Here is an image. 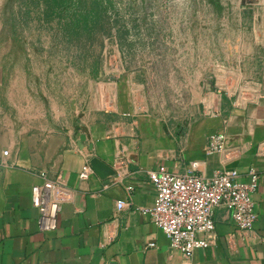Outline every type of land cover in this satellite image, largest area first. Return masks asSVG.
Returning <instances> with one entry per match:
<instances>
[{
    "label": "crops",
    "instance_id": "0c3cea01",
    "mask_svg": "<svg viewBox=\"0 0 264 264\" xmlns=\"http://www.w3.org/2000/svg\"><path fill=\"white\" fill-rule=\"evenodd\" d=\"M164 3L171 5L165 18L177 21L170 59L165 64L164 51L154 62L147 59L146 34L129 35L124 57L115 46L125 73L112 110L96 107L92 77L51 60L47 82L36 87L19 72L8 97L0 96V146L10 149L0 161V264H186L146 213L156 202L149 172L184 173L197 163V173L212 176L223 168L222 155L208 151L218 131L244 150L228 167L245 181L250 170L258 174L257 221L253 235H241L231 213L219 208L214 242L193 260L264 264V0ZM152 66L171 68V83L183 86L169 95L164 72L156 81L148 75ZM223 68L230 87L245 94L216 92L214 74ZM210 99L218 103L217 115L204 113ZM94 157L116 174L102 178L93 170L82 179ZM43 174L64 177L75 191L56 230L47 233L32 199ZM119 201L126 202L123 209Z\"/></svg>",
    "mask_w": 264,
    "mask_h": 264
},
{
    "label": "rangeland",
    "instance_id": "374dc122",
    "mask_svg": "<svg viewBox=\"0 0 264 264\" xmlns=\"http://www.w3.org/2000/svg\"><path fill=\"white\" fill-rule=\"evenodd\" d=\"M169 1V0H167ZM165 0H0V96L8 97L13 81L19 74L30 79L35 86L47 82V60L67 63L78 67L87 79L102 85L106 81L105 65L110 45L123 48L131 33L135 36L146 34L144 55L149 61H156L164 51L165 64L170 59L169 48L173 47L177 21L166 19L170 4ZM82 7L83 10L81 9ZM254 11L253 8L249 9ZM86 15L90 34L89 56L82 59L76 55L78 39L75 21L81 14ZM85 17V16H84ZM100 20L102 30L100 45L91 35ZM97 24V25H96ZM90 37V38H89ZM93 43V44H92ZM83 44V43H82ZM84 44L80 49H84ZM162 50V51H161ZM65 62V63H64ZM59 65V64H58ZM57 65V66H58ZM154 81L162 72V84L168 94L182 87L172 84L171 68L148 69ZM36 86V87H37ZM161 85L154 84L158 94Z\"/></svg>",
    "mask_w": 264,
    "mask_h": 264
},
{
    "label": "built area",
    "instance_id": "2783aa9c",
    "mask_svg": "<svg viewBox=\"0 0 264 264\" xmlns=\"http://www.w3.org/2000/svg\"><path fill=\"white\" fill-rule=\"evenodd\" d=\"M106 56L104 70L107 79L102 85L97 83L95 103L98 109L110 111L116 107L118 83L125 68L115 46H109ZM220 70L221 73L214 74L218 94H245L243 87H230L226 79L228 70ZM204 113L217 115V101L210 99ZM208 151L219 153L223 158V168L212 176L197 173V163L184 173L165 169L149 172L150 182L156 191V202L152 208L146 209V213L168 236L171 247L183 254L186 264H197L193 260L195 253L214 242L215 216L219 208L231 213L241 235H253L257 221L252 194L258 187V174L250 170V181H245L238 169L228 167L243 154V147L235 145L227 134L218 131L210 136ZM9 156L10 149L0 146V161ZM92 173V167L86 165L80 177L87 179ZM74 193L64 177L50 178L43 174L42 182L35 185L32 191L33 204L39 211L38 223L43 232L56 230L58 215L64 205L73 200ZM125 206V201L118 202L119 209ZM149 245L155 246V243Z\"/></svg>",
    "mask_w": 264,
    "mask_h": 264
},
{
    "label": "trees",
    "instance_id": "16d2710c",
    "mask_svg": "<svg viewBox=\"0 0 264 264\" xmlns=\"http://www.w3.org/2000/svg\"><path fill=\"white\" fill-rule=\"evenodd\" d=\"M83 8L84 7H82L81 9L83 10ZM74 28L76 30L75 33L77 35L78 46H79V49H77L76 55L79 56V58L84 59L86 58V56H89V51H90V49L88 48V46L90 45L89 44L90 39L85 40V41L84 39H86L85 37H87L91 32L89 31V22H88V18L86 17V15H83L82 13L81 16L76 19ZM101 30H102L101 23H100V20H98V25L95 28V32L91 35V38H95V40L100 45H103V41L101 40V37L99 35ZM82 43L85 46L83 50L80 49V46L83 45Z\"/></svg>",
    "mask_w": 264,
    "mask_h": 264
},
{
    "label": "water",
    "instance_id": "95a60500",
    "mask_svg": "<svg viewBox=\"0 0 264 264\" xmlns=\"http://www.w3.org/2000/svg\"><path fill=\"white\" fill-rule=\"evenodd\" d=\"M79 137V147L83 149V144L86 142L87 136L84 133H81ZM90 149H93V147L90 146ZM91 166L93 170L102 178L116 174V171L110 165L97 157H94L91 160Z\"/></svg>",
    "mask_w": 264,
    "mask_h": 264
}]
</instances>
